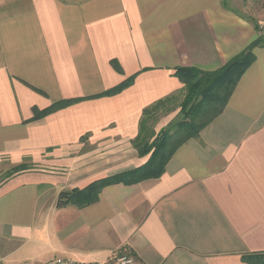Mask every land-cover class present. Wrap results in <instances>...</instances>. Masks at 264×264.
Returning <instances> with one entry per match:
<instances>
[{
    "label": "crops",
    "instance_id": "0c3cea01",
    "mask_svg": "<svg viewBox=\"0 0 264 264\" xmlns=\"http://www.w3.org/2000/svg\"><path fill=\"white\" fill-rule=\"evenodd\" d=\"M254 1L241 0L240 11L239 0H0V180L34 168L0 182V252L31 247L36 264L122 255L248 264L244 256L264 254L263 47L161 177L106 186L83 208L57 207L59 193L146 162L132 146L142 111L185 93L177 68L216 72L264 36L247 15ZM131 77L121 93L99 97ZM69 100L78 101L33 118ZM174 111L156 134L180 121Z\"/></svg>",
    "mask_w": 264,
    "mask_h": 264
},
{
    "label": "trees",
    "instance_id": "16d2710c",
    "mask_svg": "<svg viewBox=\"0 0 264 264\" xmlns=\"http://www.w3.org/2000/svg\"><path fill=\"white\" fill-rule=\"evenodd\" d=\"M264 31V29H257ZM264 48V36L247 46L240 54L229 61L216 72H203L197 68H177L175 76L184 86V97L178 105V114L182 119L169 128L161 129L157 134L154 126L160 116L172 110L176 97L170 96L159 100L142 111L138 134L132 141V146L139 157H147L146 162L136 168L113 177L95 181L83 189H73L61 192L57 197V207L73 205L83 208L97 202L101 190L113 184L130 185L150 179H158L164 172V167L175 150L189 139L196 138L199 132L225 107L230 95L243 73L254 62L253 50ZM114 70L121 73L120 67L111 63ZM133 82V77L123 81L114 88L104 92L99 97H109L121 93ZM78 100L63 101L51 105L43 111L33 110L34 119H39L63 109ZM27 165H19L2 175L0 182L4 183L23 172L33 171ZM248 264H264V254H251L243 257Z\"/></svg>",
    "mask_w": 264,
    "mask_h": 264
},
{
    "label": "rangeland",
    "instance_id": "374dc122",
    "mask_svg": "<svg viewBox=\"0 0 264 264\" xmlns=\"http://www.w3.org/2000/svg\"><path fill=\"white\" fill-rule=\"evenodd\" d=\"M239 1L240 2L237 3L238 5L237 4L234 5V3L232 5L236 9H239L241 11L245 5H243V2H241V0ZM248 11L249 12L247 13V15L249 14L252 15L255 18V20L259 22V27L264 29V0H255L252 4L249 5ZM183 97H184V93L183 94L180 93L179 95L176 96L175 103L172 107L176 111L178 110V105L182 102ZM161 117L162 116L158 118L154 128L160 121ZM175 117L177 118L174 120L177 121L182 119L178 114ZM31 249H32L31 247H25V248L23 247L16 252H13L14 250L11 251L9 250V252L3 250L0 252V264H36L35 260L32 258Z\"/></svg>",
    "mask_w": 264,
    "mask_h": 264
},
{
    "label": "built area",
    "instance_id": "2783aa9c",
    "mask_svg": "<svg viewBox=\"0 0 264 264\" xmlns=\"http://www.w3.org/2000/svg\"><path fill=\"white\" fill-rule=\"evenodd\" d=\"M48 264H99V263L76 262V261H72V260H68V259H57V260L49 262ZM113 264H136V261L134 260V258H132L129 255H122V256L118 257L114 261Z\"/></svg>",
    "mask_w": 264,
    "mask_h": 264
}]
</instances>
